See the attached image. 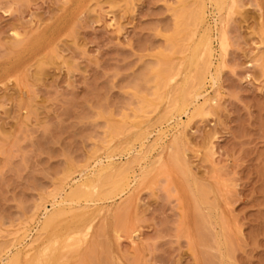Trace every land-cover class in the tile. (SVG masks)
Instances as JSON below:
<instances>
[{
  "label": "rangeland",
  "instance_id": "obj_1",
  "mask_svg": "<svg viewBox=\"0 0 264 264\" xmlns=\"http://www.w3.org/2000/svg\"><path fill=\"white\" fill-rule=\"evenodd\" d=\"M192 1L0 0V264H264V0H205L211 107L180 112L166 88L139 112ZM99 168L94 200L41 230Z\"/></svg>",
  "mask_w": 264,
  "mask_h": 264
},
{
  "label": "bare ground",
  "instance_id": "obj_2",
  "mask_svg": "<svg viewBox=\"0 0 264 264\" xmlns=\"http://www.w3.org/2000/svg\"><path fill=\"white\" fill-rule=\"evenodd\" d=\"M80 1V0H79ZM207 1V0H206ZM206 1L205 0H193L192 3L188 4V8L184 9L183 11H180L177 14V20H176V24H175V29L173 32L172 37L170 36L168 39V48H169V54L164 56V59L161 57V61L160 64L158 66H156L153 71V80H154V97H155V103L151 102V100L144 102V104H142V106L140 107L139 112L144 111L146 108L148 107H156V109L159 107V102L161 101L162 103V99H163V90H166V88H171L172 92L171 94H176L177 99H175L174 103L175 107L177 109L180 110V112L183 110V112L186 113H191L195 111H200L203 110V108L205 107V109L207 107H211L213 101L215 100L214 98L212 99H206L202 104H198V100L201 96L204 95L202 89L206 86L207 82H210L212 86L217 85L218 83V72L219 71H213L211 70V67H213V58H214V51L213 50V46H212V29L209 28L211 27V25L208 27V24L206 23V27H204L205 21H206ZM187 2V1H186ZM207 2H210V4L212 5V7L214 8V10L217 11V13H221L222 10L226 7L227 5V0H208ZM233 4V6L235 5V1H231ZM230 2V3H231ZM231 3V4H232ZM182 4V3H181ZM209 4V5H210ZM178 5V4H177ZM228 5H229V1H228ZM227 5V6H228ZM179 6H181L179 4ZM183 6V5H182ZM231 7V6H230ZM229 8V7H228ZM232 9L230 8V11ZM209 12V11H208ZM215 14V13H214ZM219 16V20H220V14L217 15ZM216 16V17H217ZM72 18V17H71ZM218 19H216V23L218 24ZM221 22V21H220ZM70 25V24H69ZM216 26V25H215ZM218 26V25H217ZM203 30L200 32V29ZM217 28V27H216ZM211 29V30H210ZM220 31V30H219ZM46 32V31H45ZM161 33V32H160ZM225 35V33H223ZM163 35V34H162ZM223 36V35H222ZM214 38V37H213ZM223 39V37H221ZM225 38V37H224ZM226 41V40H225ZM222 46L225 47V45L227 46L226 42L225 45L224 44V39L222 40ZM222 47V50H223ZM167 48V47H166ZM227 48V47H226ZM20 49V48H19ZM227 51V49H226ZM224 51V52H226ZM18 52V50H17ZM184 54L186 53V56H184L183 59H181L179 61V63H175L174 60L176 59H171V56L174 54ZM158 55V54H157ZM153 56V55H152ZM160 56V55H159ZM175 56V55H174ZM174 58V57H173ZM163 59V60H162ZM216 63V62H215ZM220 75V74H219ZM206 88V87H205ZM204 90V89H203ZM170 97V96H169ZM148 100V99H147ZM172 100V99H170ZM168 101V100H167ZM157 102V104H156ZM212 102V103H211ZM171 103V104H172ZM170 105V104H169ZM168 106V104H167ZM173 107V105H171ZM170 106V109H167L168 111L172 110ZM204 106V107H203ZM191 107H193V109H190ZM204 109V110H205ZM192 110V111H191ZM174 112V111H173ZM208 111H204L203 113H206ZM192 113V114H194ZM169 112H166L165 115L168 116ZM183 114V115H185ZM190 114V115H192ZM171 115V114H170ZM151 116V115H150ZM188 116V115H187ZM147 117V116H146ZM143 117V118H146ZM180 118V117H179ZM171 120V119H170ZM129 121V120H127ZM136 121V120H135ZM134 121V122H135ZM139 121V120H138ZM138 121H136V123H138ZM173 122V121H172ZM136 123L134 125H136ZM143 124V123H142ZM182 125V124H181ZM141 126V125H140ZM124 127V124L122 125V127L119 126H112L109 127V129L111 128V132L113 133H118L119 131L123 133V131H121V129ZM136 127H138V124L136 125ZM156 127V126H155ZM125 129V127H124ZM122 129V130H124ZM135 129V128H133ZM126 130V129H125ZM130 130V129H129ZM128 130V131H129ZM160 131V130H159ZM152 132V131H151ZM149 136V133L147 134ZM112 136V135H111ZM119 136V135H118ZM117 137V136H116ZM159 137V136H158ZM115 138V137H114ZM113 138V139H114ZM144 139V138H143ZM146 140V139H145ZM149 141V140H148ZM111 142V141H110ZM109 142V143H110ZM137 144V143H136ZM108 146V145H107ZM142 147V146H141ZM105 148V147H104ZM108 148V147H107ZM125 148V147H124ZM133 148V147H132ZM127 150V149H126ZM140 151V150H139ZM126 152V151H125ZM128 152V151H127ZM137 152V151H136ZM107 153V152H106ZM138 153V152H137ZM120 154V152H119ZM118 154V155H119ZM212 154V153H211ZM145 156V155H144ZM178 155H176L177 157ZM111 159V158H110ZM145 159V158H144ZM143 160V159H142ZM177 161H179V157L176 158ZM117 162V161H116ZM96 163V162H95ZM94 163V164H95ZM99 163V161H98ZM97 163V164H98ZM108 163V162H107ZM111 163V161H110ZM101 164V163H100ZM106 164V163H105ZM104 164V165H105ZM95 169L97 165H94ZM93 166V167H94ZM112 166V165H111ZM92 167V168H93ZM94 169V170H95ZM114 169V168H113ZM90 170V169H89ZM107 170V169H106ZM143 171V170H142ZM102 172L103 169H98L97 172H95V176L91 178H89V180L82 182L80 180V185H78L75 188L70 189L69 192H67V194L65 195V197H61V199L56 200V196L55 200H53L52 205H53V210L52 211H45L44 212V220H42V223H40L42 225L41 230L43 231H50L51 229H53V227L56 225L57 221L61 218V216L63 215V211L60 209L62 206H60L61 204H64L66 202L70 203H77L79 201L80 198H85V200L89 202V200H94V198L96 197L97 191L95 189H97V184L102 180ZM92 173V172H91ZM90 175V174H88ZM93 175V174H91ZM87 176V175H86ZM124 178V177H123ZM122 178V181H118L117 182V186L120 185V187L122 188L123 185L122 184H127L128 182V178ZM81 179V178H80ZM134 179V178H133ZM131 180V179H130ZM72 183V181H71ZM77 183V182H76ZM191 183V182H190ZM70 185V184H69ZM122 185V186H121ZM128 185V184H127ZM126 185V186H127ZM116 186V185H115ZM116 186V187H117ZM119 187V188H120ZM129 187V186H128ZM113 188V187H112ZM115 188V187H114ZM113 188V189H114ZM193 188V187H192ZM63 189V188H62ZM112 189V190H113ZM195 189V188H194ZM99 190V189H97ZM122 191V190H121ZM111 192V191H110ZM123 193V192H122ZM196 193V192H195ZM213 193V192H212ZM101 194V193H100ZM121 194V193H120ZM60 195V194H59ZM58 195V197H59ZM108 195V194H107ZM196 195V194H195ZM190 200V198H189ZM105 201V200H104ZM190 202V201H189ZM67 203V204H68ZM95 203V202H94ZM79 204V203H78ZM90 204V203H89ZM190 204V203H189ZM74 205V204H73ZM220 205V204H219ZM60 208H59V207ZM75 206V205H74ZM86 206V205H85ZM192 206V205H191ZM68 207V206H67ZM73 207V206H72ZM87 207V206H86ZM40 208V207H39ZM37 210V209H36ZM40 210V209H39ZM79 210V209H78ZM84 210V209H83ZM94 210V209H93ZM76 211V209H75ZM86 211V210H84ZM74 213V212H73ZM77 213V212H76ZM76 213H74L76 215ZM90 213V211H89ZM78 214V213H77ZM83 214L82 211L79 213L78 216H82ZM91 214V213H90ZM89 214V215H90ZM207 214V213H206ZM72 215V213H71ZM88 218V214L86 213L84 216ZM39 216V215H38ZM41 216V215H40ZM77 216V217H78ZM208 216V215H207ZM64 217V216H63ZM81 217V218H82ZM95 217V216H94ZM206 217H203V219ZM76 219V217H75ZM80 219V218H79ZM84 219V217H83ZM89 220V218H88ZM206 220V219H205ZM210 220V219H209ZM77 221V220H76ZM79 221V220H78ZM81 221V220H80ZM203 221V220H202ZM40 222V221H39ZM85 222V221H84ZM83 222V224H84ZM211 222V221H210ZM67 223V221H66ZM77 223V222H76ZM87 225H85L84 230H86L87 232H89L92 223L91 222H86ZM215 223V222H214ZM74 224V223H73ZM209 224V222H208ZM66 225V224H65ZM211 226L207 225V227ZM71 227V225H70ZM80 227V226H79ZM78 227V228H79ZM212 227V226H211ZM61 228V227H60ZM73 228V226H72ZM76 228V227H75ZM72 229L73 230H75ZM82 228V230H83ZM226 228V226H225ZM208 229V228H207ZM211 229V228H210ZM222 229V228H221ZM56 230V229H55ZM65 230V229H64ZM67 230V229H66ZM209 230V229H208ZM80 231V230H79ZM135 231V230H134ZM133 231V232H134ZM224 232H226V229L224 230ZM65 232V231H64ZM137 232V231H136ZM210 232H212L210 230ZM209 232V234H210ZM227 232L229 233V231L227 230ZM60 233V232H59ZM72 233V232H71ZM227 233V234H228ZM231 233V232H230ZM229 233V234H230ZM62 234V233H61ZM29 235V234H28ZM53 235V234H52ZM61 236V235H60ZM217 236V235H216ZM231 236V234L229 235ZM25 237V236H24ZM30 237V236H29ZM46 237V236H45ZM68 237V236H67ZM220 237V236H219ZM227 237V236H225ZM69 238V237H68ZM77 238V237H76ZM213 238V237H212ZM228 238V237H227ZM23 239V238H22ZM78 239V238H77ZM219 239V238H218ZM43 240V239H41ZM65 240V239H64ZM68 240V239H66ZM75 240V239H74ZM73 240V241H74ZM227 240V239H226ZM229 241V240H228ZM232 242V240H231ZM227 243V241H226ZM230 243V241L228 242ZM31 245V244H29ZM222 245V244H221ZM220 245V246H221ZM229 245V244H228ZM227 245V246H228ZM28 246V245H27ZM26 246V247H27ZM42 248V247H41ZM220 250V249H219ZM229 250V249H228ZM221 251V250H220ZM221 253V252H220ZM7 254V252L5 253V255ZM4 255V257H5ZM10 255V254H9ZM14 255V254H11ZM8 256V255H7ZM231 256V255H230ZM16 257V256H15ZM222 258V256H220ZM10 258V257H9ZM14 259V257H11ZM8 259V261L4 264H16V261H14L13 259ZM19 258V257H18ZM7 259V258H6ZM5 259V260H6ZM17 259V258H16ZM223 259V258H222ZM222 259H220L222 261ZM4 261V260H3ZM18 262V261H17ZM1 263V262H0Z\"/></svg>",
  "mask_w": 264,
  "mask_h": 264
}]
</instances>
